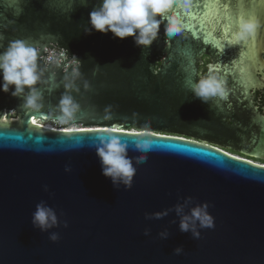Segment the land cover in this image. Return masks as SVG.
Listing matches in <instances>:
<instances>
[{"label": "water", "instance_id": "95a60500", "mask_svg": "<svg viewBox=\"0 0 264 264\" xmlns=\"http://www.w3.org/2000/svg\"><path fill=\"white\" fill-rule=\"evenodd\" d=\"M79 2L70 13L71 0H0V51L10 41L25 40L42 56L45 48L59 45L82 61L76 81L80 91L73 93L81 107L69 125L49 118L57 114L65 91L62 69L45 73L38 110L25 109L22 99L0 92V114L6 122H18L0 124V264H264V166L212 144L208 137L217 134L206 131L214 126L207 106L224 101L208 105L189 91L203 56L235 89L254 82L264 51V0H191L189 7L180 0L173 10L184 25L189 12L200 18H188V27L174 38L164 34L162 24L143 56L132 37L84 34L99 0H89L87 7ZM221 4L228 7L221 15L261 20L255 39L231 43L233 36L217 19ZM109 105L111 119L106 120ZM46 124L58 130H47ZM71 127L77 131L67 130ZM108 127L120 129L116 135L128 143L134 164L143 154L135 141L151 142L130 188H115L102 174L93 145L99 135H107L97 130ZM231 150L264 159L259 148ZM66 165L71 172H65ZM187 197L193 198L192 206L207 202L214 217L215 227L200 229V239L179 230L174 211L161 219L145 218ZM42 200L60 221L51 230L60 236L55 243L31 223ZM165 229L169 236L162 240L158 233ZM177 247L184 252L176 255Z\"/></svg>", "mask_w": 264, "mask_h": 264}, {"label": "clouds", "instance_id": "9594fccd", "mask_svg": "<svg viewBox=\"0 0 264 264\" xmlns=\"http://www.w3.org/2000/svg\"><path fill=\"white\" fill-rule=\"evenodd\" d=\"M180 0H99L89 13L87 27L83 33L90 35L93 31L103 34L111 32L114 37L121 40L132 37L135 45L142 49V56L146 49H149L157 40L160 26H164V34L168 38H174L184 31L185 25L179 14L173 9ZM89 0H80L79 6L87 7ZM191 0H183L181 6L189 7ZM77 0H71L66 11L73 12ZM262 27L261 20L255 16L241 15L237 21V30L233 39L237 45L246 43L249 39L255 38L258 30ZM46 55H41L39 47L28 44L25 40L10 41L3 51H0V92L9 94L12 97L22 99L25 109L38 110L42 107L43 96L39 91L44 80L45 73L52 68L62 69L65 72L64 89L60 100L56 105L57 114L50 116L59 125H69L80 111V104L75 100L73 93L80 91L76 81L81 77L79 71L82 61L74 54H69L67 47L59 45L51 49H44ZM43 61V66H41ZM118 62V61H117ZM115 62V63H117ZM97 67H101L97 64ZM71 69L69 72L68 69ZM128 70V69H124ZM90 87L87 81L84 88ZM189 91L194 98H198L202 103L210 104V101H227L231 89L227 80L217 71V67L209 65L207 74L201 73L198 78L189 86ZM219 107V105H217ZM111 108H105L106 120L111 119ZM7 117L0 114V123L6 122ZM35 123V120H33ZM107 135H99L98 142L94 143L96 155L99 158L102 174L109 178L115 188L123 185L125 188L132 186L136 165L147 161V152L151 148V142L144 139L135 141L136 149L143 153L136 156L135 164L133 157L128 155L129 145L121 140L118 127H108L98 129ZM65 172H71L70 166H65ZM44 191H48V186H44ZM193 204V198L187 197L183 203H178L174 208L164 209L154 213H146V219H161L174 211L179 217V230L190 232L193 239L201 237L200 229H211L215 227L214 217L209 213V204ZM188 211H185V209ZM32 226L41 232L49 233L48 239L57 242L60 239L59 233L51 231L60 226V221L56 211L48 206L46 201H40L31 218ZM175 223V221H173ZM63 226L68 227L67 221ZM150 229L144 230V235L148 236ZM160 239L165 240L169 236L167 229L158 233ZM184 252L182 247L174 249L176 255Z\"/></svg>", "mask_w": 264, "mask_h": 264}, {"label": "flooded vegetation", "instance_id": "af4514ba", "mask_svg": "<svg viewBox=\"0 0 264 264\" xmlns=\"http://www.w3.org/2000/svg\"><path fill=\"white\" fill-rule=\"evenodd\" d=\"M258 56L254 82L250 84L243 82L244 84L237 89L233 82H228L231 89L229 99L207 106L209 109L206 116L211 118L214 126L207 128L206 131L210 132L209 134H217L208 139L217 147L226 149V153L264 166V159L245 158L231 150L251 151L255 148L264 150V51ZM201 62L198 76L201 73L205 74L206 65L210 64L206 56L201 58ZM0 124L15 126L18 122L9 120Z\"/></svg>", "mask_w": 264, "mask_h": 264}, {"label": "snow or ice", "instance_id": "6c2138e0", "mask_svg": "<svg viewBox=\"0 0 264 264\" xmlns=\"http://www.w3.org/2000/svg\"><path fill=\"white\" fill-rule=\"evenodd\" d=\"M13 2L15 3L16 0H13ZM201 11H202V14H205V15L207 14V13H203V9ZM221 12L226 14L228 12V7L226 5H223V4H221L218 7V9H217V19L219 21V24L223 25L225 27L226 33L228 35H230V36H233L234 33H235L234 25H235V27H237L238 18H236V17H228L227 15H221ZM188 18H190L192 20H197L200 17L195 15V14H193L192 12H189L188 13V17L186 18V25H185L186 27H188V24H187V19ZM205 23H207V21H205ZM193 27H198V25H193ZM253 39H255V38H253ZM231 43L236 44L234 39L231 41ZM93 131H95V130H93ZM80 132L87 134L89 132V130L82 129V130H80ZM216 151H219V150L217 149Z\"/></svg>", "mask_w": 264, "mask_h": 264}, {"label": "bare ground", "instance_id": "6f19581e", "mask_svg": "<svg viewBox=\"0 0 264 264\" xmlns=\"http://www.w3.org/2000/svg\"><path fill=\"white\" fill-rule=\"evenodd\" d=\"M45 128H46L47 130H51V131H53V130H57V129H54L53 127H51L50 124H46V125H45ZM69 131H77V130L74 129L73 127H71V128L69 129Z\"/></svg>", "mask_w": 264, "mask_h": 264}, {"label": "rangeland", "instance_id": "374dc122", "mask_svg": "<svg viewBox=\"0 0 264 264\" xmlns=\"http://www.w3.org/2000/svg\"><path fill=\"white\" fill-rule=\"evenodd\" d=\"M70 128H68L67 130H69ZM74 129H76V128H74ZM58 130V129H57ZM77 130V129H76ZM80 130V129H79Z\"/></svg>", "mask_w": 264, "mask_h": 264}, {"label": "trees", "instance_id": "16d2710c", "mask_svg": "<svg viewBox=\"0 0 264 264\" xmlns=\"http://www.w3.org/2000/svg\"><path fill=\"white\" fill-rule=\"evenodd\" d=\"M228 154V153H227ZM229 155H232V154H229ZM232 156H234V155H232Z\"/></svg>", "mask_w": 264, "mask_h": 264}]
</instances>
